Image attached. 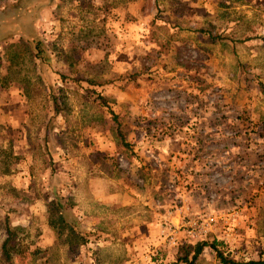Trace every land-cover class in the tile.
I'll return each mask as SVG.
<instances>
[{
  "label": "rangeland",
  "instance_id": "rangeland-1",
  "mask_svg": "<svg viewBox=\"0 0 264 264\" xmlns=\"http://www.w3.org/2000/svg\"><path fill=\"white\" fill-rule=\"evenodd\" d=\"M259 122L264 0H0L12 264H186L180 247L213 240L264 260ZM192 264L219 262L205 247Z\"/></svg>",
  "mask_w": 264,
  "mask_h": 264
},
{
  "label": "trees",
  "instance_id": "trees-1",
  "mask_svg": "<svg viewBox=\"0 0 264 264\" xmlns=\"http://www.w3.org/2000/svg\"><path fill=\"white\" fill-rule=\"evenodd\" d=\"M24 36L26 38H23L21 36V39L23 40V42H25L27 45H30V46L34 44L35 39L33 37H28L26 36L25 33H24ZM34 47L38 48V44L35 43ZM99 99L101 100L102 103L104 102L100 96H99ZM53 101H56V100L53 98ZM53 111H54V115L59 114L58 108L56 106L54 107ZM261 119L263 118H260L259 120ZM257 125L263 128L264 122H259V124L257 123ZM116 128H117V131H119L118 130L119 125ZM116 137L118 139V143L124 146H127V144H125V141H124V136L121 133L116 134ZM67 201L68 200H66V202H64L63 204L61 199L52 200V202L48 204L50 206V213H49L50 217L49 218L53 217L52 218L53 220L50 223L52 224L53 227L54 226L56 227L58 225L60 230H66L68 227H70L68 220L66 218V215H68L67 205L70 208L69 204H67ZM3 224H4V237L0 243V264H12L11 262L12 257H13V254L16 252L17 245H18L16 227L12 226L7 216L4 217ZM219 244L220 243L213 240L212 242L199 241L193 245H189V244L184 245L180 247L178 250L177 260L182 263L192 264L193 262L197 260L199 255H201L205 247H210L216 253V259L219 262V264H264V260H261V259L250 260L247 262H238L232 259H228L227 257L224 256V254L220 250H218L217 246Z\"/></svg>",
  "mask_w": 264,
  "mask_h": 264
}]
</instances>
